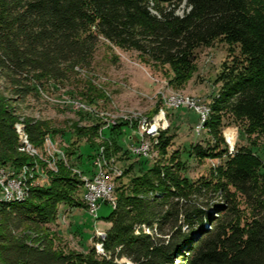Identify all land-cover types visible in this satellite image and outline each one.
Masks as SVG:
<instances>
[{"label": "trees", "instance_id": "1", "mask_svg": "<svg viewBox=\"0 0 264 264\" xmlns=\"http://www.w3.org/2000/svg\"><path fill=\"white\" fill-rule=\"evenodd\" d=\"M182 3L186 9L179 15ZM100 38L170 66L177 81L191 76L199 48L221 38L238 45L235 79L213 110L229 111L264 133V0H0V74L18 101L38 95L44 78L65 80L69 69L89 64ZM18 111L0 91V164L14 168L32 160L18 152L24 145L18 142L16 124L25 126L26 142L36 148L42 149L50 135L44 122L24 120ZM225 152L222 147L216 155ZM262 167L259 158L242 148L228 157L227 185L243 198L250 215L242 217L233 203L213 219L210 229L200 227L195 238L184 229L202 226L210 220L208 212L189 202L139 198L155 190L154 180H134L131 194L122 191L107 218L112 228L104 242L106 256L98 257L94 252L65 254L46 236L30 242L18 234L28 224L54 220L57 206L79 189L60 162L49 184L28 192L25 203L0 204V264H119L116 260L122 257L131 264H174V255L182 251L188 253L180 254L183 264H264ZM226 197L233 201L229 192ZM138 222L160 235L170 225L169 240L135 235Z\"/></svg>", "mask_w": 264, "mask_h": 264}, {"label": "rangeland", "instance_id": "2", "mask_svg": "<svg viewBox=\"0 0 264 264\" xmlns=\"http://www.w3.org/2000/svg\"><path fill=\"white\" fill-rule=\"evenodd\" d=\"M185 9L182 3L178 14L182 15ZM240 58L238 45L216 39L196 51L191 76L177 81L170 66L155 64L136 51L100 38L89 64L69 69L65 80L44 78L38 95H30L24 101H18L11 92V84L0 74V91L9 100V106L18 107V116L24 120L44 122L50 134L42 149H34L38 155L23 152L25 145L20 149L18 146V152L31 156L29 164L20 168L0 164V204L25 203L26 199L7 201L4 190L20 182L30 195L32 190L49 184L50 174L58 173L60 162L79 187L69 201L57 206L54 220L28 224L18 234L27 236L30 242L46 236L65 254L88 256L94 252L105 257L104 242L112 228L107 218L117 208L121 192L131 194L132 182L142 177H152L155 190L138 195L139 198L189 202L209 213L210 220L202 226L196 223L192 229H184L193 233L192 238L198 236L200 227L210 229L213 219L233 203L242 217H249L250 209L243 198L227 185L225 162L242 148L263 162L260 172L264 176V133L229 111L213 110L235 79L232 68ZM173 97L198 101L209 110L202 130L197 131L200 118L195 108H175L169 101ZM76 104L83 107L78 109ZM209 120L211 124L206 127ZM154 124L158 125V134L149 138L144 130ZM49 141L53 148H49ZM143 142L150 144L147 156L135 152ZM222 147L226 152L216 155ZM101 150L107 158L104 160L109 180L114 184L115 204H102L98 216H92L81 194L85 179L94 173L93 160ZM155 170L157 175L153 174ZM228 192L232 202L227 200ZM2 221L0 217V224ZM157 223H153L154 227ZM170 228L166 226L164 235H160L156 228L138 222L133 233L169 240ZM183 252L188 254L182 251L174 255V264H183ZM116 262L131 264L126 257Z\"/></svg>", "mask_w": 264, "mask_h": 264}, {"label": "built area", "instance_id": "3", "mask_svg": "<svg viewBox=\"0 0 264 264\" xmlns=\"http://www.w3.org/2000/svg\"><path fill=\"white\" fill-rule=\"evenodd\" d=\"M171 99L173 100V107L175 108H180L183 106L195 108V110L198 112V117L200 118L202 113V106H200L198 101H196V103H189L186 101L176 100V98ZM15 128L17 130L19 144L25 145V150L28 151V154H30V149H36V147L31 142H26L25 126H19V124H16ZM149 129L152 137L156 136L154 135V129L151 126L149 127ZM48 145L49 148L54 147L53 144L48 143ZM135 152L144 154V149L141 144L138 148L135 149ZM93 165L94 173L90 176V182L84 183L82 200L86 206L88 213L92 216H98V212L102 204H113L114 195L113 187L110 183H108L107 178L100 177L98 174V157L96 156L93 160ZM18 193H20V189L17 186V182H14L10 184V191H5V197H12L13 195H17ZM104 236L105 234H100L101 238H104Z\"/></svg>", "mask_w": 264, "mask_h": 264}, {"label": "bare ground", "instance_id": "4", "mask_svg": "<svg viewBox=\"0 0 264 264\" xmlns=\"http://www.w3.org/2000/svg\"><path fill=\"white\" fill-rule=\"evenodd\" d=\"M173 98H175V97H173ZM181 98V97H180ZM178 99V98H176V100H179V101H186V102H189V103H196V101L195 100H191V99ZM167 100V99H166ZM169 101H170V104L173 106V100L170 98L169 99ZM76 106H77V108L79 109V108H81V107H83V106H81V104H76ZM194 109V108H193ZM211 111V110H210ZM208 115H209V110L207 109V108H205V107H202V113H201V116H200V122L198 123V126H197V131H200V130H202L201 128H204V126H205V122L207 121V119H208ZM157 117V116H156ZM133 120V119H132ZM155 122V124H157L158 122L157 121H154ZM152 125L151 127L154 129V135H157L158 134V125L156 126V125ZM145 132L144 133H146V135H147V137H152V135H151V132H150V129L149 128H147V129H145L144 130ZM144 137V136H143ZM48 144V143H47ZM49 144H52L50 141H49ZM150 145V144H149ZM149 145H147L145 142H143V143H141V146L143 147V149H144V155H148L147 153V151L149 150L148 149V146ZM23 152H25L26 150H25V147H23L22 149H21ZM28 152V151H27ZM30 152L31 153H35V154H37L36 153V151L34 150V149H30ZM49 152V151H48ZM38 155V154H37ZM40 157V156H39ZM96 157H97V155H96ZM99 158H98V174H99V176L100 177H105V178H107V180H108V183H110L111 184V186L113 187V195H114V184L109 180V176H108V171H106V162H105V160L104 159H106V161H107V158L105 157L104 158V155H103V151L101 150L100 151V154H99V156H98ZM28 170V169H27ZM110 175V174H109ZM85 182H90V179H88V178H86L85 179ZM18 187H19V189H20V193H18L17 195H13L12 197H5V199L7 200V201H11V202H15V201H19V200H24V199H26L27 198V196H28V190L27 189H24V188H22L21 187V183L19 182V185H17ZM4 191H10V189L7 187ZM115 203L113 202V205H114Z\"/></svg>", "mask_w": 264, "mask_h": 264}]
</instances>
